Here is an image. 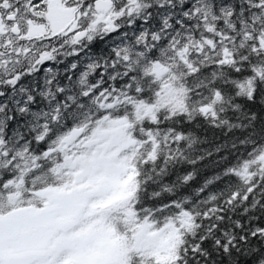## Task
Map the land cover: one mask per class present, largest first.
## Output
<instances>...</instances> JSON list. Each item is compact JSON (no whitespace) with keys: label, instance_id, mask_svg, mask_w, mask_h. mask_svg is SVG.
<instances>
[{"label":"snow or ice","instance_id":"snow-or-ice-1","mask_svg":"<svg viewBox=\"0 0 264 264\" xmlns=\"http://www.w3.org/2000/svg\"><path fill=\"white\" fill-rule=\"evenodd\" d=\"M0 264H264V0H0Z\"/></svg>","mask_w":264,"mask_h":264}]
</instances>
